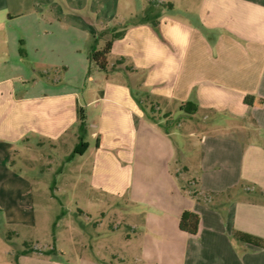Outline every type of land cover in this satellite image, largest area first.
I'll list each match as a JSON object with an SVG mask.
<instances>
[{"label": "crops", "instance_id": "0c3cea01", "mask_svg": "<svg viewBox=\"0 0 264 264\" xmlns=\"http://www.w3.org/2000/svg\"><path fill=\"white\" fill-rule=\"evenodd\" d=\"M121 1L0 0V226H36V174H23L17 161L32 170V149L78 137L82 109L87 136L96 140L85 139L83 152L91 161L89 189L137 207L136 262L264 264L263 247L234 235L264 238V0H199L185 18L164 13L159 31L133 25L113 44L111 64L132 57L135 69L148 68L143 83L155 96L192 100L205 118L227 120L191 132L201 149L198 165L183 164L188 176L179 170L173 126L147 119L125 81L95 65L88 73V43L126 19ZM163 2L175 7V0ZM125 66L116 72L124 75ZM187 209L200 215L195 234L180 228ZM37 254L22 255L23 263L65 264ZM69 264L113 263L79 255Z\"/></svg>", "mask_w": 264, "mask_h": 264}, {"label": "rangeland", "instance_id": "374dc122", "mask_svg": "<svg viewBox=\"0 0 264 264\" xmlns=\"http://www.w3.org/2000/svg\"><path fill=\"white\" fill-rule=\"evenodd\" d=\"M150 1L161 7L162 15L168 12L170 16L183 18L185 9L192 12L197 10L199 0H175V7H167L168 3L163 0H122L120 15L126 18L122 22L144 13ZM127 3L132 5L131 9H125ZM129 59L126 65L134 64V59ZM148 72V68L139 67V79L145 81ZM112 77L128 84L132 97L141 109L133 90L145 99L148 108L156 107V117L170 112L163 124L173 126V138L180 150L177 159L179 170L184 176H188L183 171V164L189 167L198 165L201 149L199 137L191 135V132L201 126L210 128L216 122L226 123L227 120L217 119L214 113L205 118L203 110L193 113V119L189 118L186 112L180 110L179 101L163 96L156 97L150 85H145L143 81L142 86H139V81L134 80L130 73L123 75L115 71L112 72ZM230 122L242 125L245 121L233 118ZM86 139L95 145L96 140L90 135ZM78 142V137L71 135L57 149H32L28 152L31 158L28 163L32 164V170L27 167L28 164L25 166L22 161H17V168L23 174H36L32 176L36 226L23 228L13 225L8 229L0 226V264H15L16 259L19 264H24L19 251L30 248L36 253L39 252L37 255L43 260L65 264L77 261L79 255L104 258L113 264H142L135 260L138 233L134 227L139 224V216H135L137 207L125 197L105 196L89 189L88 169L91 161L88 154H73ZM51 248H55L56 252L43 254Z\"/></svg>", "mask_w": 264, "mask_h": 264}, {"label": "trees", "instance_id": "16d2710c", "mask_svg": "<svg viewBox=\"0 0 264 264\" xmlns=\"http://www.w3.org/2000/svg\"><path fill=\"white\" fill-rule=\"evenodd\" d=\"M172 5L168 3L167 7H171ZM166 8V7H165ZM162 16L161 7H158L155 2L150 1L149 6L145 9V12L142 14H137L133 19L128 20L126 22L122 23H113L111 25H107L104 28L97 31L95 35L92 36L91 40L88 43V51H87V57L89 60V70L88 73L90 74V69L92 65H95L99 71L103 72L107 77L112 74V72L119 71L121 68L120 66L127 62V57H120L118 58L113 64H111L109 55L112 51V47L114 42L117 39H120L125 36L127 30L129 27L136 25V24H144L148 23L152 25L155 29L159 28L160 24V17ZM125 74L128 73V71H131L135 74L137 72L139 73V69H135L133 64L126 65L125 66ZM128 70V71H127ZM129 75V73H128ZM139 75H134V80L137 79L139 86H142V81L139 79ZM133 95L137 98L138 102L141 104V107L145 113V116L147 119L159 123L164 128H169L171 125L163 124V121L170 116V112L165 113L162 117H156L157 111L155 110L156 107L148 108L147 105H145V99L143 97H140L139 94L135 93L133 90ZM155 97V96H154ZM158 97V96H156ZM155 97V98H156ZM254 95H246L245 96V102L248 104H252ZM198 109V104L193 103L192 100H188L186 102H182L180 106V110L186 112V113H195ZM185 113V114H186ZM78 118H79V124L77 128L78 133V139L79 142L75 146L73 150V154L76 153H83L87 143L85 141L88 133V125L86 121V117L84 113L82 112V109L78 110ZM186 188L190 189L193 195L197 194V189L194 188L193 184L187 183ZM200 225V215L192 210H184L183 213L180 216V228L184 231H187L191 234H195L199 230ZM56 227V223L54 225V228ZM234 235L239 238L240 240L249 242L255 246L263 247L264 248V238L252 235L247 232L243 231H235ZM35 251L34 249H23L19 251L20 255H25L27 252ZM56 252L55 248L48 249L43 252V254H52ZM15 264H19L17 259L15 260Z\"/></svg>", "mask_w": 264, "mask_h": 264}]
</instances>
